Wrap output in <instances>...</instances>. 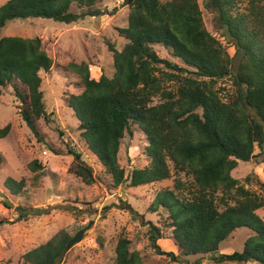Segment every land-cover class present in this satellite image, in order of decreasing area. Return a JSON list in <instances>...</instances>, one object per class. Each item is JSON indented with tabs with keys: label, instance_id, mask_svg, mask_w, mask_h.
Listing matches in <instances>:
<instances>
[{
	"label": "trees",
	"instance_id": "trees-1",
	"mask_svg": "<svg viewBox=\"0 0 264 264\" xmlns=\"http://www.w3.org/2000/svg\"><path fill=\"white\" fill-rule=\"evenodd\" d=\"M101 1L9 0L0 6V100L6 89L13 90L22 121L39 141L40 121L51 122L41 73H51L55 65L41 38L2 36V30L13 21L28 19L76 24L97 16ZM208 1L222 26L221 38L240 55L236 72L234 58L208 30L199 0H124L128 26L119 28L118 34L126 44L121 50L108 44L113 77L104 73L99 80L91 79L90 63L72 61L66 69L78 76L81 93L64 96L65 104L115 188H138L176 177L174 189L159 192L149 207L151 213L165 214L167 238L180 253L164 251L159 245L164 238L161 228L148 222L151 247L165 257L158 264H175L191 256L208 257L216 264H264V221L257 214L264 207V196L232 176L239 162L256 161L264 173V0ZM156 47L168 51L173 60L161 58ZM228 76L232 92L219 86ZM172 81L177 86L169 90L166 84ZM10 132V124L0 127V139ZM135 133L145 136L143 152L149 164L126 176L119 154L126 136ZM69 154L74 157L70 172L91 185L93 168L76 150ZM31 165L36 167L30 166L32 170L43 169L38 161ZM251 181L250 176L245 179ZM5 187L20 195L27 181L7 178ZM17 210L16 221L49 214L46 208ZM7 223L13 222L2 220L0 226ZM240 228L253 233L243 250L219 254L220 245ZM71 239L62 230L24 259L29 264H59ZM152 260L133 250L128 237L119 238L116 264H152Z\"/></svg>",
	"mask_w": 264,
	"mask_h": 264
},
{
	"label": "rangeland",
	"instance_id": "rangeland-1",
	"mask_svg": "<svg viewBox=\"0 0 264 264\" xmlns=\"http://www.w3.org/2000/svg\"><path fill=\"white\" fill-rule=\"evenodd\" d=\"M7 1L9 0H0V6ZM123 2L124 0H102L96 6L99 10L97 16L72 25L47 19H28L13 21L2 30V36L41 38L55 66L51 73H41V90L44 93L46 111L51 118L49 123L44 120L39 123L43 137L41 141L22 121L19 115L21 104L11 88L4 91L0 100V127L11 125L8 137L0 139V154L3 156L0 164V221L13 222L0 226V264H29L24 255L45 244L60 231H66L74 237L88 226L82 240L64 253L59 264H116V246L121 236L131 240L133 250L149 254L153 259L152 264H158L165 257L156 255L151 247L147 237L151 227L148 222L161 228L164 234V238L159 241L161 248L166 252L180 254L174 243L167 238L170 231L163 225L165 214L161 211L151 213L149 210L159 192L174 189L173 180L176 177L138 188L127 185L115 188L110 177L105 174V168L81 138L79 122L72 109L65 104L64 96L81 93V89L77 87L78 76L66 69L72 61L78 64L83 61L90 63L91 79L99 80L104 73L113 77V58L108 44L111 43L118 50L126 44V40L118 34L119 28L128 26L129 8L123 6ZM199 3L208 30L234 58L232 68L236 72L240 55L234 46L221 38L223 29L209 1L199 0ZM77 11L80 13L79 9ZM156 50L161 58L173 60L164 48L156 47ZM176 86L173 81L166 84L169 90ZM219 86L233 91L229 76L221 80ZM154 103H160V100L155 99ZM146 146L143 134L126 136L119 154V165L126 171V176L134 169L148 166L149 161L143 152ZM70 149L80 153L82 159L93 168L95 181L91 185L70 172L74 161L73 155L69 154ZM258 152L256 149L255 153ZM34 161H38L43 169L32 170L30 166ZM32 167L36 169L35 166ZM232 176L246 188L264 196V188L257 183L259 180L264 184L263 165L256 161L239 162ZM249 176L252 181L245 183ZM7 178L17 181L25 179V192L13 195L5 187ZM183 180L186 178L183 177ZM19 206L46 208L49 214L30 217L27 221H16ZM65 207L71 209H64ZM106 207L110 209L105 211ZM135 213L143 216V220ZM257 214L264 221V207ZM252 234L248 228L236 230L220 245L219 254L241 252L245 241ZM197 261H201V264H216L202 256L185 257L182 262L175 264H197Z\"/></svg>",
	"mask_w": 264,
	"mask_h": 264
},
{
	"label": "water",
	"instance_id": "water-1",
	"mask_svg": "<svg viewBox=\"0 0 264 264\" xmlns=\"http://www.w3.org/2000/svg\"><path fill=\"white\" fill-rule=\"evenodd\" d=\"M89 229V226L85 229H82L81 231H79L74 237H72V239L70 240V242L68 243L65 252H67L68 250H70L72 247H74L77 243H79L82 238L84 237L85 232Z\"/></svg>",
	"mask_w": 264,
	"mask_h": 264
}]
</instances>
